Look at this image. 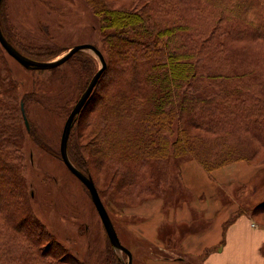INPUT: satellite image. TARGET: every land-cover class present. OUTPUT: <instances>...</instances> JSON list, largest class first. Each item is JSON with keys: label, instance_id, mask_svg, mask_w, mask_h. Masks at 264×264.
Returning <instances> with one entry per match:
<instances>
[{"label": "trees", "instance_id": "trees-1", "mask_svg": "<svg viewBox=\"0 0 264 264\" xmlns=\"http://www.w3.org/2000/svg\"><path fill=\"white\" fill-rule=\"evenodd\" d=\"M85 1L100 20L109 84L96 97L85 142L74 130L96 91L77 116L68 153L101 197L93 165H106L107 186L120 201L142 203L167 197L179 161L196 160L211 172L250 160L253 139L264 146V0ZM7 38L29 57L51 60L41 57L53 49L22 48ZM4 51L0 44V194L8 195L0 204V264H88L52 238L28 206L21 127L28 99L19 101ZM76 58L88 70L83 93L99 68L90 54L68 61ZM260 211L264 202L249 212ZM106 264H122L111 244Z\"/></svg>", "mask_w": 264, "mask_h": 264}, {"label": "rangeland", "instance_id": "rangeland-1", "mask_svg": "<svg viewBox=\"0 0 264 264\" xmlns=\"http://www.w3.org/2000/svg\"><path fill=\"white\" fill-rule=\"evenodd\" d=\"M0 22L5 35L18 43L20 47L53 49H47L50 55L46 53L47 55L41 57L43 59L58 58L77 44L93 43L102 50L106 61H109L108 48L104 44L100 29V20L85 0H3L0 7ZM5 51L10 73L19 85L17 87L19 101L25 95L28 99L25 111L30 128H27L23 116L21 121L25 134L22 153L23 164L27 168L28 206L52 238L79 259L88 264H106L111 242H109L105 226L88 188L69 170L60 154L63 127L71 108L82 94L81 90L86 82L88 70L77 58L63 63L58 70L28 69ZM79 52L92 55L97 61L98 68L101 67V61L95 52L92 50ZM0 65H2L1 61ZM106 70L93 90V92L96 91L95 98L87 105L76 124L74 132L80 142H85L92 129L88 118L95 115L96 97H102L109 84L108 79H103ZM214 91L213 87L207 89L210 93ZM32 127L35 130L32 131ZM252 147L255 151L250 160H240L255 170L251 179H246L242 173L236 174L230 177L234 181L229 185L218 183L220 180L215 177L217 181L210 175L212 180L217 182V189L222 194L215 195L216 199L221 198L224 204L231 202L238 208L236 215L240 213L241 207L246 208L247 211L244 213L250 214L251 208L264 202V146L253 139ZM183 162L185 160L178 162L179 168L174 171L169 185L165 187L167 197L163 198L161 209L164 213L169 209L188 204V199L195 197L192 190L184 184L180 174V165ZM106 169L105 164L99 170L93 165V171L95 176H98L97 182L102 192L101 198L105 201L122 243L133 252V264H139L142 262L138 258H141L140 255L144 250V245H141L144 241L130 229L129 222L143 221V218L137 219L135 216L127 215V212L142 206L150 199L142 203L134 199L128 203L120 201V194L107 186L108 180L106 181V173H104ZM119 176L117 181L121 179ZM2 180L9 182V175L4 174ZM104 194L107 196H103ZM6 198L8 195L3 197L0 194V204H5ZM130 203L131 206H128ZM261 212L263 211L250 215L256 222L264 224V213ZM184 227L186 225L183 222L163 223L160 229L163 233L161 236H164L161 238L162 241L166 242L165 237H168L170 228L183 229ZM173 243L172 246H174ZM111 246L122 264L127 263L128 255L112 244ZM166 248L168 249V246ZM136 251L138 258L135 260ZM163 254L173 259L179 256L176 251H163Z\"/></svg>", "mask_w": 264, "mask_h": 264}, {"label": "crops", "instance_id": "crops-1", "mask_svg": "<svg viewBox=\"0 0 264 264\" xmlns=\"http://www.w3.org/2000/svg\"><path fill=\"white\" fill-rule=\"evenodd\" d=\"M253 172L243 161L215 169L211 174L196 160L183 162L180 174L195 194L188 199V204L164 213L163 197H158L127 212L137 219L143 218V221L129 222L130 229L144 241L141 258L136 251L135 260H141L139 264H264V224L247 213L236 215L238 208L231 202L224 204L221 198L217 200L215 195L221 193L217 182L210 177L231 185L234 181L231 176L242 173L251 179ZM167 221L183 222L187 227L177 231L170 228L167 236L174 232L169 238L177 244L171 250L166 248L168 245L162 241L164 236L160 232ZM163 251H176L179 256L173 259L162 255Z\"/></svg>", "mask_w": 264, "mask_h": 264}, {"label": "water", "instance_id": "water-1", "mask_svg": "<svg viewBox=\"0 0 264 264\" xmlns=\"http://www.w3.org/2000/svg\"><path fill=\"white\" fill-rule=\"evenodd\" d=\"M3 0H0V7ZM0 44L3 46V48L7 51V53L12 56L14 59H16L20 64H22L26 68L30 69H52L57 66L62 65L63 63L67 62L75 53L79 51H86V50H92L95 52V54L98 55L100 61H101V67L98 69V71L94 74L92 79L90 80L87 88L85 91L81 94V96L78 98L77 102L73 106L66 122L63 127L62 135H61V142H60V154L62 157V160L66 164V166L69 168V170L77 176L84 185L88 188L91 198L99 212V215L102 219V222L105 226L106 232L108 234V237L110 239L111 244L123 252H125L128 255V262L124 264H133V253L132 251L126 247L120 240V237L118 235V232L115 228V225L111 219V216L106 208V205L104 204V201L102 200L99 191L95 185V182L93 178L90 175H87L83 171H81L77 166L74 165V163L71 161L69 153H68V141L71 134V130L73 128L74 122L89 100L90 96L93 93V90L95 86L98 84L102 74L107 68V61L106 58L102 52V50L93 43H82L77 44L72 47H70L65 54L62 56L51 59V60H36L33 59L25 54H23L20 50H18L6 37L4 34V31L1 26L0 22ZM22 112L25 120V124L27 128H30V122L26 115L25 111V105L22 103Z\"/></svg>", "mask_w": 264, "mask_h": 264}]
</instances>
